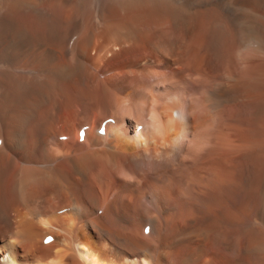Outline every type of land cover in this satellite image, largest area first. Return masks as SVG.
<instances>
[{
  "label": "bare ground",
  "instance_id": "bare-ground-1",
  "mask_svg": "<svg viewBox=\"0 0 264 264\" xmlns=\"http://www.w3.org/2000/svg\"><path fill=\"white\" fill-rule=\"evenodd\" d=\"M0 264H264V0H0Z\"/></svg>",
  "mask_w": 264,
  "mask_h": 264
},
{
  "label": "rangeland",
  "instance_id": "rangeland-1",
  "mask_svg": "<svg viewBox=\"0 0 264 264\" xmlns=\"http://www.w3.org/2000/svg\"><path fill=\"white\" fill-rule=\"evenodd\" d=\"M183 68H185V67H183ZM188 70H190V69H186L185 72L188 73ZM191 75H192V73L187 74V75H186V79H187V80H188V79H191ZM101 78H102V77H101ZM192 79H194V80H199V78L197 79V78H195L194 76H192ZM98 108H99V109H98ZM96 109H97V112H100V113L103 112V113H102V116H105V117H106V116L109 114V113H106V112H105V108H102V109H101V107H97ZM80 113H81V112H80ZM80 113H79V116H78V118H80V120H82L83 117L86 118V116H89L88 113H81V114H80ZM105 117H103V118H105ZM81 118H82V119H81ZM80 126H82V124L79 125V127H80ZM70 137L76 139V137H77L76 131H74V132H73V135H70ZM58 139H59V136H58ZM59 140H61V139H59ZM64 140H68V139H64ZM135 189H136V190H135L134 193H135L136 195L134 194V197H135V199H136L137 195L139 194L138 191L141 189V187L137 186V188H135ZM136 191H137V192H136ZM141 192H144V190H142ZM144 199H145V200H144ZM141 201H142V202L147 201V205H148V206L150 205V204H149L150 200H147V195H143V197H140L139 202H141ZM144 203H145V202H144ZM147 205H146V206H147ZM97 213H98V214H101V212H99V209L97 210ZM144 236H146V238H147V237L149 236V234H148V235H144Z\"/></svg>",
  "mask_w": 264,
  "mask_h": 264
},
{
  "label": "snow or ice",
  "instance_id": "snow-or-ice-1",
  "mask_svg": "<svg viewBox=\"0 0 264 264\" xmlns=\"http://www.w3.org/2000/svg\"><path fill=\"white\" fill-rule=\"evenodd\" d=\"M147 230V229H146Z\"/></svg>",
  "mask_w": 264,
  "mask_h": 264
}]
</instances>
